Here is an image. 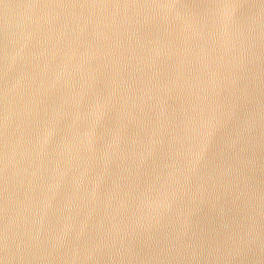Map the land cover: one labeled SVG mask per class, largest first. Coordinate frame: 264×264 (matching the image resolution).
Here are the masks:
<instances>
[{"label":"water","instance_id":"1","mask_svg":"<svg viewBox=\"0 0 264 264\" xmlns=\"http://www.w3.org/2000/svg\"><path fill=\"white\" fill-rule=\"evenodd\" d=\"M0 264H264V0H0Z\"/></svg>","mask_w":264,"mask_h":264}]
</instances>
